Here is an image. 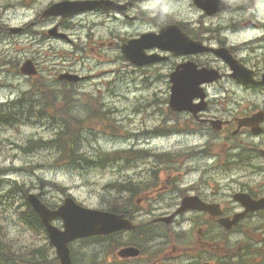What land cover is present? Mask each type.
Returning a JSON list of instances; mask_svg holds the SVG:
<instances>
[{
  "label": "flooded vegetation",
  "instance_id": "1",
  "mask_svg": "<svg viewBox=\"0 0 264 264\" xmlns=\"http://www.w3.org/2000/svg\"><path fill=\"white\" fill-rule=\"evenodd\" d=\"M35 1L17 0V4L23 6L24 11L33 13L34 17L31 23L22 27L21 32L29 33L31 26L42 21L43 33L38 38V47L50 48V42H45V33L52 20L35 18ZM78 1L85 2L87 8L77 18V23L82 24L89 17L111 16V19L133 22V27L124 26L129 35H132L133 30L138 34L158 33L163 27L177 23L175 17L180 15V10L174 15L168 0H163L158 9L153 0ZM159 10L163 12V19L158 13ZM62 23L58 21L57 26ZM183 29L193 40L205 41L217 47H229L234 56L253 72L256 80L264 75V53L239 52L237 45L228 39L219 40L210 34L199 35L197 27ZM71 33L76 36H71L68 40L70 48H93L96 44L93 41L81 42L84 38L77 35L80 34L78 31H70ZM89 35L90 33L85 39H95ZM26 39L35 41L33 38ZM111 44L115 47L120 42L114 40ZM147 53L166 57L150 68L152 71L156 70L157 75L166 82H169L170 74L179 64L186 60L164 52L161 48H153ZM193 59L201 67L217 69L222 75L220 85L226 82L222 85L225 88L221 89L217 88V82L207 86L208 107L203 112L206 125L202 127L205 157L217 158L220 163L223 157L251 160L250 164L240 165L234 190L237 194H249L255 201L264 199V88L259 85H239L231 78L228 65L212 54L197 55ZM140 70L143 74L148 68ZM229 83L236 85L238 89L229 88ZM246 118L252 120L248 124L243 123ZM213 121L222 122L220 129L214 128ZM232 151H235L234 155H231ZM152 159L161 161L158 168L142 169L138 186H125L127 195L124 198L123 213L134 221L135 226L131 231L111 234V248L114 253L111 264H264V203L255 210H248L243 198L235 200V193L228 186L229 179L221 180L219 185H212L211 180H205V175L212 173L210 161L196 163L188 157ZM164 161L172 163L166 164ZM170 166L184 169H169ZM189 172L192 176L190 180L180 178ZM224 183L227 185L222 187ZM220 190L224 192L223 195L217 194ZM188 195L198 197L207 204L220 206L221 217H231L233 220L239 215L238 221L234 223L235 227L228 233L218 218L207 213L191 211L176 215L175 211ZM116 210L117 206L114 207V211ZM169 215H174L170 221L159 220ZM161 230L172 233L173 241H168L167 247H159L153 238ZM182 237H190L193 241L183 244ZM128 247L139 248V255L122 256L121 250Z\"/></svg>",
  "mask_w": 264,
  "mask_h": 264
},
{
  "label": "rangeland",
  "instance_id": "2",
  "mask_svg": "<svg viewBox=\"0 0 264 264\" xmlns=\"http://www.w3.org/2000/svg\"><path fill=\"white\" fill-rule=\"evenodd\" d=\"M243 15L242 18L243 24L246 22H249L250 20L258 21L259 25L261 27H264V0H257L256 7L254 8L253 12L249 14V12L246 10V8L243 6ZM198 14V13H197ZM194 18V17H191ZM206 21H202V24H205ZM235 24V19H234ZM263 34L262 31H258V35L261 36ZM254 35V32L251 30H248V28H245V30L239 34V35H232L234 41L237 42H248L251 41L250 37ZM262 37V36H261ZM69 53H74V51L70 50H64ZM59 52V51H58ZM99 51H96L95 54L90 51L86 50L84 51L83 55L80 53H75L74 55H71V57H68L65 60H69L72 62V58L77 59L80 56H83L85 58L91 59V64H80L79 69L84 72H94L100 69H103L104 71L108 70L110 68V65L108 63V57L106 55L107 51H104L100 54H98ZM0 55L7 56L4 49L0 48ZM111 55V51H110ZM96 58V59H94ZM63 62V61H62ZM74 63V64H76ZM56 67L57 69H61V62L59 64H53L51 69ZM114 67L111 65V68ZM44 68V65L42 66ZM16 72V67L13 65H7V66H0V101L3 103L6 99H10L11 97L18 96V90L12 89V88H4L9 83H15V79H18L14 76ZM53 76L58 77L60 72H52ZM38 79H34L31 81L33 84L37 83ZM89 81L91 83L94 82V78H90ZM1 82H4L1 84ZM64 84V83H62ZM97 84V83H96ZM22 87L19 86V91ZM63 89L57 88L56 91H61ZM138 96H135V95ZM129 95L137 97V99H143V97H146L145 100L149 105H160L161 104V98H154V93L148 89L147 91L140 90V88L136 85L135 82L131 85V91L129 92ZM144 95V96H142ZM105 98H109V101L111 103V95H104ZM103 97H97L99 101H107ZM87 100L90 101V103L93 105L96 102L95 97L88 98ZM127 102L126 99H123L121 97L120 100H114L113 102L116 103L118 107H123V102ZM114 105V104H113ZM125 113V112H124ZM128 115H121L118 116L117 114L113 115V119L116 121L124 120V118ZM149 118V116H148ZM108 120L111 122V117L108 118ZM90 125L96 129V135L95 136H88L87 139H85V143L88 146H97L102 145L106 149H111L112 151H117L120 149V146H122V149H126L128 145L127 137L132 136L134 137L133 133H129L125 130L126 125H121L117 129L121 130L120 132V139H113L110 136V133L102 129V123L97 120H92L90 122ZM150 126V124H149ZM22 127V126H19ZM35 130L32 129H25L22 128L19 132H14L13 134L9 133H3L0 131V168H6L9 171L8 176H6V180L9 182L4 183V185L13 183L14 181H19L22 183H25V189L29 190V193H32L36 196H42L43 199L55 203L56 201H59L60 197H62L66 193H71L79 202L83 203L86 206L90 207H99V206H106V203H111L113 201V195L111 193V181L117 180L120 181L123 179L124 171L131 170L132 167L123 164L119 165H111V167H108L107 165H104L103 163L98 162H84L83 164H79L78 166H74V170H66L64 169L61 164H59L56 160H53L52 158L48 157L47 160H44V158L40 157H32L29 159H25L22 157L21 154L17 153L15 150H12L10 148V139L15 138L17 142L21 141L24 137L30 136L34 133ZM139 138L144 139L146 138V141H149L150 139L147 138L153 133L158 132L151 130L149 128H140L139 130ZM160 133H162L160 131ZM3 139V140H2ZM99 143V144H98ZM150 145V144H149ZM147 145V146H149ZM91 150L93 148H90ZM130 155L127 154V157ZM94 159H98L99 157H93ZM15 161V165L14 162ZM26 161L28 163V167L32 169V171L38 170L36 173H31L28 170L24 168L26 165ZM97 161V160H96ZM16 167H18L19 170L16 173L15 170H12ZM39 166H43L42 171L40 170ZM128 166V167H127ZM139 165H135V169H137ZM214 170H217V168H213ZM220 175H223V172H219ZM215 175L210 173L205 175V180H211L214 179ZM216 177V176H215ZM43 182H51L53 185L57 188L53 187H45L42 188ZM227 184H222V187H225ZM61 189H65V191H62ZM218 195H223L224 192L220 190L217 192ZM2 197L0 199V207L3 205H6L10 202H13L14 196L13 194H1ZM17 201H21L19 197L16 198ZM19 202L17 208L15 209L17 212L15 217H11L10 213H7V209H2L0 214L2 215V223L3 225V231L7 230V228L10 229V235L12 236V241L14 245L16 246L15 249H12L11 242L6 238L8 247H10L12 250H14L17 253V249L21 245H27L30 244L32 235L36 236L32 240V244L37 246L40 242H42L41 234L37 233L36 231L30 230L26 224L22 221L20 218V212L24 211V207ZM155 239V242L159 244V247H167L168 241H173L172 233L167 230H161L157 231L153 237ZM110 251V260L109 262H106L105 264H111V247L108 248ZM82 255H84L85 260L84 264H90L89 259L93 256V252H90L88 249H82L80 251ZM160 262V261H159Z\"/></svg>",
  "mask_w": 264,
  "mask_h": 264
},
{
  "label": "trees",
  "instance_id": "3",
  "mask_svg": "<svg viewBox=\"0 0 264 264\" xmlns=\"http://www.w3.org/2000/svg\"><path fill=\"white\" fill-rule=\"evenodd\" d=\"M61 85L55 81L36 85L14 101L0 104V129L14 124L17 114H32L34 117L29 120L28 126H38L43 132L39 138L30 139L25 144L18 145V148L22 152H32L42 157L44 151L47 157L61 162L68 169H74V166L84 162H95L92 157L103 160L120 157L111 150L88 146L82 142L87 135H93L94 132L92 127H83L85 121L96 119L110 122L109 115L99 108L91 109L92 104L87 97L93 96L89 93L81 94L78 84H66L64 88ZM57 88L63 90L56 91ZM51 109H55V112L52 113ZM108 128L111 129V126ZM5 180H0V187ZM55 207L56 205L52 206Z\"/></svg>",
  "mask_w": 264,
  "mask_h": 264
},
{
  "label": "water",
  "instance_id": "4",
  "mask_svg": "<svg viewBox=\"0 0 264 264\" xmlns=\"http://www.w3.org/2000/svg\"><path fill=\"white\" fill-rule=\"evenodd\" d=\"M208 4L201 3V6L209 8ZM212 10L218 9L217 6L212 5ZM184 47V46H182ZM193 51H196L193 49ZM201 83L199 80H194L193 84L198 85ZM180 102L184 101L183 97L179 98ZM35 209L41 215L43 221L48 224V222L60 216L64 219L66 225L65 232H59L52 229V238L60 248L64 244L78 234H85L86 232H108L111 230V215L103 214L100 212L86 210L78 206L72 198H67L62 207L58 211L52 212L45 208L42 204L37 202H32Z\"/></svg>",
  "mask_w": 264,
  "mask_h": 264
}]
</instances>
